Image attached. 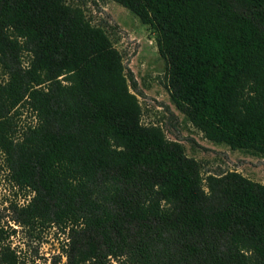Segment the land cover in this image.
Masks as SVG:
<instances>
[{
  "label": "trees",
  "instance_id": "16d2710c",
  "mask_svg": "<svg viewBox=\"0 0 264 264\" xmlns=\"http://www.w3.org/2000/svg\"><path fill=\"white\" fill-rule=\"evenodd\" d=\"M113 1L157 33L186 120L264 156V0ZM132 89L82 7L0 0V173L24 196L0 210V264H28L19 229L52 228L55 264H264V184L204 176Z\"/></svg>",
  "mask_w": 264,
  "mask_h": 264
},
{
  "label": "rangeland",
  "instance_id": "374dc122",
  "mask_svg": "<svg viewBox=\"0 0 264 264\" xmlns=\"http://www.w3.org/2000/svg\"><path fill=\"white\" fill-rule=\"evenodd\" d=\"M68 1L82 7L93 25L104 27L122 53L127 73L137 83V89L132 91L142 106L144 124L159 125L170 140L182 143L187 155L201 165L204 176L219 169L236 171L264 184V156L234 151L209 141L177 109L167 88V65L158 50L157 33L151 27L142 24L135 14L113 0ZM11 201L23 203V193L0 173V210ZM65 240V235L55 228L32 235L19 229L18 236L13 238V247L22 252L28 264H55Z\"/></svg>",
  "mask_w": 264,
  "mask_h": 264
}]
</instances>
